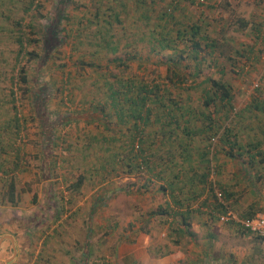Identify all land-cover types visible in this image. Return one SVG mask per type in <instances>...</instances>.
Segmentation results:
<instances>
[{"label":"rangeland","instance_id":"1","mask_svg":"<svg viewBox=\"0 0 264 264\" xmlns=\"http://www.w3.org/2000/svg\"><path fill=\"white\" fill-rule=\"evenodd\" d=\"M26 1L14 0L12 4L5 3L0 7V10L3 14L18 15L20 10L18 2ZM143 1L32 0V7L27 14H35L37 10L33 7L40 4L38 12L45 16H37L33 21L34 32L38 34L36 26L46 21L47 17L52 16L58 20L57 26L61 28L58 37L61 39L62 36L66 35V37L64 42L61 40L60 44L50 51L46 58L43 51L41 52V49L36 46L35 49L41 52L40 59L26 63L32 81H30L31 89L37 91L43 88L42 99L38 105H35L36 100L33 99V104L31 103L29 94V97L21 98L20 91L13 87V96L15 97L13 105L19 128L15 134H13L15 129H12L11 124L3 123L12 116L10 104L4 100L3 96L8 92L10 86L7 77L10 73L15 75V70L10 71L9 69L13 62L16 44L12 39L13 33L7 29L6 33H0V73L4 72V76H6L0 75L3 77V81L0 80V201L3 204H0L9 208L13 207L14 210L17 207L18 212H21L19 214H24V216L34 212L33 222L40 220L37 223L39 225L44 223L46 226L55 224L61 227L72 226L70 231L77 234V239L80 237L85 239L88 236L89 228H95L98 231H95V240L98 242L95 244L97 246L95 249H93L94 247L90 248L92 260L89 258L86 262V259L81 257L79 264H125L122 258L115 254L114 249L116 242H119L121 250H125V247L129 245V239L126 238V240L125 237L127 229H131V227L149 233V249L146 248V250L150 255L152 252L161 257L176 254L174 258L168 257L165 264H205L209 262V259L215 260V257L224 262L223 264L225 262L228 264H264V237L247 233L233 222L218 221L215 212L222 208L209 183L213 181V187L221 192L218 185L225 186L222 188L230 194L231 199H225L223 196V201L234 213L240 215L248 211L253 214L264 211L261 210L264 208V162L260 159L264 157V136L262 135L264 112L256 115V112L242 110V114L238 112L235 116L238 109H243L251 101V97L264 103V87L260 82L264 72V40L255 38L253 28H250V24L248 25V22L252 20L262 17L264 20V0H219L220 5H225L224 9L217 7L211 11L217 16L213 20L218 18L220 21H224L223 25L215 23L214 27L220 28L221 37L229 39L216 40V45L221 44L220 48L229 47L231 49L230 46L246 43V39L251 38L253 40H249L247 44H251L254 49L252 52L244 49L245 53L240 56V53L243 52L241 50L238 55L231 57L226 56V52L231 50L221 49L225 53L221 54L223 57L219 55L217 59H220V63L227 70L222 75L216 71L215 67H205V60L203 61L196 82L209 74L214 79H222L230 86V91L233 94L232 109L221 117V114L214 113L216 117H220V121H216L220 124L215 126L214 135L205 139V149L208 147L211 151L207 155L210 157L208 165L204 167V172L207 170V173L205 172V196L190 200L191 202L186 204L188 208H193L198 215L187 217L188 226L184 227V231L176 232L170 229L178 226V216L169 217L166 214L153 213L156 209L163 207V198L165 197V193L154 191L158 186L157 182L156 184L150 183L144 189H139L138 185H135L130 187L129 194L125 192L127 179H125V174H122L125 170L123 163L125 155L120 146L122 140L130 142L131 139L126 136L121 137L118 142L99 140V142L88 143V136L92 134H97L99 137L110 135L111 131L102 126L105 125L107 119L103 117L99 123L91 121V123L85 124L87 128H84L87 130L84 131L79 125V116L90 112L93 101L98 99L104 103L106 100L107 104L106 88L102 85L103 76L107 70L116 75L121 73L122 70H119L121 68L116 60H112L114 62H108V60L111 58L121 59L123 50L131 48L127 45L129 44L127 35L138 31H143L145 34L158 31V27H156L158 23L155 18L152 19L148 16L146 20L142 19L147 21L146 24H139L132 16L135 11H141L138 3L141 5L150 4L149 0H145V4H142ZM121 2H125L126 8H119L118 5ZM177 6L176 13L186 23L184 25L202 24L197 36H205V2L197 4L187 1V4H184V1L183 3L179 1ZM56 8H59V12L56 11ZM133 8L135 9L133 10ZM114 11L119 14L116 19L119 21L118 23L115 18L113 19ZM162 12L165 13L163 17L166 18L164 19L165 29H169L172 35H175L177 28H184V26H174L170 22L168 23L170 11L164 8ZM30 17L25 14L22 24L29 22ZM111 20L113 23L109 24ZM241 21L245 22L246 26L239 29L238 24ZM24 26L23 31H28V28H24ZM183 33L187 34V32ZM93 36L97 37L96 42L102 39L116 45V52L113 54L109 49L99 48L98 45L91 43ZM262 36L264 37V29H262ZM87 38L90 40L89 42L84 41ZM79 40L81 43H78ZM102 40L99 42L100 44H103ZM149 41L140 42V46L146 51H153L157 48L156 51L159 53H156V56L148 57L143 74L147 81L162 84V76L166 73L164 60L166 61V56L171 53V49H160L156 42L152 41L153 44H150ZM180 41L176 45L177 49L183 48L184 44L188 43ZM25 47L26 49L33 48V46ZM238 47L236 48L238 49ZM204 52L205 47L200 50V56L201 54L205 56ZM245 55L254 57L247 60L243 57ZM239 56L240 58H238ZM91 59L98 63L97 69L86 67V65L79 67L82 65L81 62L85 63ZM155 61L156 63L153 64L152 62ZM179 61L171 67H174L173 70L177 72H186L188 68H180L182 64ZM23 62L24 58L20 60V64ZM230 65L235 69L242 66V72L238 75L233 74L229 70ZM184 84H188V82L186 81ZM206 85L208 84L205 83ZM171 87L175 88L173 85H169L168 90L171 92V98L175 96L176 91L181 93V96L179 93L180 97H183V92L180 89L173 90ZM254 88H260L261 93L257 94ZM186 91L189 98L197 97L200 94V89L197 88L195 90L186 89ZM98 107L100 108V106ZM37 108H41L40 113L48 121L47 124H51L52 130L51 127L47 129H50V135L55 136V141H51V138L48 139L50 135L47 130L46 139L40 143L43 134L39 128L41 115L39 114L38 117ZM197 108H199L198 105ZM211 108L208 107L205 110L208 111ZM103 112H106L105 107ZM245 114L249 116L247 119L241 117ZM6 123L7 128H1L2 126L6 127ZM126 125L127 123L112 128L115 133H118L122 132L121 129ZM152 127L143 124V127L140 125L139 129L142 130L143 136H146L144 132ZM226 130L229 132L226 133ZM157 134L158 136H152L154 139L152 144L164 147V144L160 143L162 142V138L160 139L162 133L158 131ZM226 137L234 140L235 143L228 145L225 141ZM255 141H259L257 148H261L258 154L253 148L248 149L246 146L247 143ZM238 145L242 150L237 148ZM161 147L152 149L154 151L150 152L153 153L151 154L152 162L160 160ZM221 148H224V152L220 150ZM260 150L263 151L260 152ZM230 153L235 157H229ZM248 153L257 155H254V160H251ZM142 157L144 158V156ZM133 160L136 161V158ZM222 160H225L226 163L231 162L230 167L218 168L217 164ZM132 171L138 172L135 169ZM139 174H142L143 177L144 171H140ZM234 174L236 178H234ZM10 178L16 182L18 194L14 204H10L6 200L7 184ZM77 178H81V183L75 190ZM208 194L209 197H212L214 205H210L209 202L202 203L203 198L208 197ZM33 196H35L34 201L32 200ZM247 201L251 203L246 205ZM254 205H262L263 208L254 209ZM13 208H11V212L15 214ZM196 209L204 210L205 213ZM8 210H4L5 215L10 214ZM29 210H31L30 213ZM73 210H76V213H73ZM12 219L17 220L15 217ZM17 221L26 223L20 217ZM54 234L53 232L52 235ZM106 234L108 236L104 240ZM57 238L59 240V234ZM106 244H109L110 247L106 248ZM81 252L85 253L80 250ZM53 262L61 263L55 258L51 259V263Z\"/></svg>","mask_w":264,"mask_h":264},{"label":"crops","instance_id":"2","mask_svg":"<svg viewBox=\"0 0 264 264\" xmlns=\"http://www.w3.org/2000/svg\"><path fill=\"white\" fill-rule=\"evenodd\" d=\"M149 1L150 4L148 5H141V3L140 4L138 3V5L141 7V11L138 12L135 11L134 15H132L139 24H146L147 21H143L142 19L146 20L148 16H150V18L152 19L155 18L157 23H158V19L161 18L160 23H163L164 19L166 18L163 17L165 13H163L162 11L165 8L167 9V11H170V14L168 15L169 17L168 23L170 22V24L174 26H184V24L186 23H184V21L181 20L180 17H178V14L176 13L177 10L176 8H178L177 3L179 1H182L183 3L184 1V4L185 3L187 4L188 1V3L194 2L197 4H203V3H198L195 0H149ZM142 4H145V2ZM118 6H120L119 7L120 9L126 8L125 2H121V4H119ZM217 7H221L224 9L225 5H220L219 0L218 1L205 0V52H204L205 56L201 54V56L205 57V67H215L216 71H218L219 68H221L220 59L217 58L219 55L223 57V55H221L225 53L223 50L226 51L231 50L230 52H226V56L231 57L238 55L241 50L243 51L241 52L243 54L245 53L244 52L245 50L252 52V50L254 49V47L251 44H247L249 40H253L251 38L246 39V43H240V44L237 43L236 46L235 45L233 47L230 46L231 49L225 46L224 49L220 48L219 46L221 44L219 45L214 44V46H212L213 45L212 42L216 40L219 41V40L228 39L227 37L224 38L220 36L222 35V32L220 31L219 27L216 28L214 27L216 25L215 23L218 24L222 23V25L224 24L223 23L224 21H220L218 18L217 20H213V18L217 16L215 15V13L212 14L211 11L216 9ZM134 9L135 8H133V10ZM118 15L119 14L117 13V15L115 16L113 13L112 15L113 19L114 18L115 20L118 19L117 18ZM116 21L117 23L119 22L118 20ZM241 22H239L238 24L239 29H242V27H240ZM112 23L113 22L111 20L109 24ZM249 24H250V28H253V31L255 32V38L257 37L259 40H264V37L262 36V29H264L263 17L258 20H252L248 22V25ZM208 25H213V26L208 27ZM244 26H246V23ZM246 35L248 37V34ZM127 39L130 41L129 46H131V48L123 50L122 58L120 59V61H122L124 65L126 64L125 69H127V73L123 77L127 78V76L129 77L134 75L138 80V82H141L142 85L147 84L148 85L147 87H150L153 82L147 81L146 78L144 77L145 75L143 74L145 69V62L146 63L148 62V57H151V55L156 56L157 55L156 53H159V51L156 50L146 51L144 50L143 47L140 46V42H145V37L143 34L131 33L127 35ZM237 46H239L238 47L239 50L236 48ZM152 63L155 64L156 61ZM164 63L166 66L165 60ZM216 63H218L219 65H217ZM127 64H128V68H127ZM181 64L184 65L182 62ZM180 68L182 67L180 66ZM201 80L202 79H199L196 83L192 82V84L188 81H187L188 84L176 83L177 85L174 86L175 88L171 87L173 90L180 89L183 92V97H180L181 93L179 92L180 93L179 96L178 91H176L175 96H172V98L178 100L177 104L180 105L181 108H183L184 115L183 114L177 115L174 118V121L176 120L175 124L170 123L168 124V126L166 124H167V120H170V118H168L167 116L161 117L160 115L155 116L154 114H150L147 123L136 122L137 126L134 127L133 123L135 122L133 121V119H131L130 117L128 118L126 116L125 110L123 112L124 113L123 118L122 116L121 118H118L115 109L113 107H110V102H112L110 98H108L106 104L107 120L105 121V125L102 126H105L106 129H109L111 131L110 135L108 134L106 135L110 137V142H115V141L118 142L121 137H126V136L132 139L133 138L132 135H134L133 130L136 129L137 127L139 128L140 125L141 127H143V124H148L150 127L153 126L151 129H147V132H144V135L146 136H144L143 139L142 149H143V154L145 153V155L143 156L148 161L147 165L149 170L147 168V170L144 171L143 177L142 174H139L137 172L134 173L132 171L133 169L130 166L126 168L127 163L132 160L130 155H128V153L130 154L131 142H129V140L121 141L122 144L120 148L123 151L124 155L127 156V158L125 157L123 161L125 170H123L122 174H125V179H127L125 182L126 184L124 189H126L125 192L129 194L130 187L138 185L137 187L139 189L140 188L144 189L150 183L156 184L157 182L156 185L158 186L154 191L156 193L158 192L165 193V197L163 198L164 200L163 207L164 208L168 207L167 211L169 213L166 215H168L169 217L182 216V215L185 216L188 209H190L191 211L188 213L187 217L190 218L193 217L194 215H198L193 208H188L186 204H188V202H191L190 200H194L197 199L198 197L201 198L205 196V181L202 180V176H201V175L204 176L205 173L204 172L205 161L203 160L204 158L203 154L205 153V133H204L205 114L203 113H205V107L200 103L199 104L197 103L198 102L197 99L199 98L198 95L197 97L191 96L189 98V94L186 91V89H192L189 86H193V85L198 86V83L201 82ZM203 86L204 85L202 84L201 87L203 88ZM201 87L199 89H201ZM197 105L200 108L198 109L200 110L199 112L195 111V109H197ZM248 117L249 116L247 114L242 115L243 119H247ZM101 118L102 115L99 113V111L91 107V110L88 114L85 113L84 116H79V121L81 122V123L79 122L80 128H82L83 131L87 130L86 129L87 126L85 124L91 123V121H94V123H99V120ZM126 123L127 125L125 126V128L123 127L121 129L122 132L120 131L118 133L114 132L112 127L121 126ZM219 124L215 122V126L216 125L219 126ZM96 125L98 126V124ZM158 131L162 133L160 137V139L162 138V140L170 136L167 141L161 140L162 142L160 143L164 144V147H161L162 145L152 144L154 140L152 136H158L157 134ZM262 135L264 136V132ZM229 141L232 140L230 139L228 141L226 140V143L228 144ZM233 142L235 141L233 140ZM160 147L162 148V150L160 151V154L162 153V156L159 157L160 160L152 162L151 154L153 153L150 152L154 151L152 149H159ZM237 148L242 150L241 146L239 145L237 146ZM256 148L253 149L256 152H258L259 149H261L260 147L257 149ZM220 150L224 152V148H221ZM261 151L263 150H260V152ZM185 153L188 154L187 159L183 158V155ZM229 157L234 158L235 156L230 153ZM229 164H231V162L226 163L225 160H222L217 165L218 168L221 167L227 168L230 167ZM233 176L234 178H236L235 174ZM14 186L16 191V182H14ZM79 186L80 183L75 187V190ZM218 186L220 188L225 187L222 186L221 184ZM223 191H224V195H223L224 198L229 199L230 194L228 193L229 195L226 197L225 196L226 190L223 189ZM144 192L146 191L144 190ZM17 195L18 194L16 191L15 193H13V197H12L13 199L9 200L10 195L8 190L6 195L7 198L6 200H8L10 204H14L11 203V200L16 202L18 198ZM203 199L204 200H202V202L212 201V197L211 196L209 197V194L208 197L206 198L204 197ZM1 202L2 201H0V203ZM250 203L251 202L247 201L246 205H249ZM1 204H0V264H56V262L51 263L52 258L61 261V263L57 262V264H79L81 257L85 258L86 262L89 258L92 260V255H91L92 251L90 248L94 247L93 249H95L97 247L95 244L98 242V240H95V236H96L95 231L98 232L97 230H95V228L93 227L89 228V232H87L88 236L85 239H82V237L77 239L76 238L77 234L70 231V228H72V226L61 227V226H57L58 224L46 226L44 223L42 225H39L37 223H39L40 220H36L33 222L34 212L29 215L26 214L24 216V214L22 215L19 214L21 212H18L19 209H17V207L15 208V210L13 207H11L15 212V214H12L11 208L5 207ZM254 207H255L254 209L260 207L263 208L262 205L261 206L254 205ZM5 209L6 210L9 209L8 211H10V214L5 215L4 213ZM261 210H264V208ZM30 211L31 210H29V213ZM199 212L205 213L204 210L202 211L199 210ZM73 213H76V210H73ZM13 217L17 218V220L20 217L26 223H23L22 221L13 220L12 219ZM181 226L179 228H181ZM56 227L58 228V230H56L57 229ZM181 231H184V228ZM53 232L55 233L54 235H52ZM56 232L59 234V240L57 238L58 234L56 235ZM126 233L127 235L125 239L126 238L129 239L128 241L129 245L125 247V250L123 249L121 250L119 247L120 245H118L119 242H116L114 249L115 254L120 258H122L125 264H165L167 259H169L168 257H170V259L172 257L173 258L176 257V254H168L166 256L161 257L159 255H154L153 252L152 255H150L146 250V248L149 249L148 244L150 243L149 233H147L146 231L142 232L139 229L131 227V229H127ZM107 236L108 234L105 235L106 238L104 240L107 239ZM64 242L66 244L65 247H64ZM108 245L109 244H106V248L110 247ZM80 250L84 251L85 253L82 252L80 253ZM111 252H112V248H111ZM75 257H79V258H75ZM220 263L223 264L224 262L220 261L219 258L216 259L215 257V260L209 259V262L205 264H220ZM226 263L227 262H225V264Z\"/></svg>","mask_w":264,"mask_h":264},{"label":"trees","instance_id":"3","mask_svg":"<svg viewBox=\"0 0 264 264\" xmlns=\"http://www.w3.org/2000/svg\"><path fill=\"white\" fill-rule=\"evenodd\" d=\"M59 1H65V0H59ZM14 0H0V7L4 5L5 3L7 4H12ZM19 3V14L12 16L9 14H3L2 10H0V33H6V29L13 33V42L16 44V49L14 51L13 55V62L11 64V68L9 69L10 71L15 70V75H10L7 77L9 80V88L8 92L3 96L4 100H6L10 104V110L12 113V116L6 119L3 123L7 122L8 124L12 125V129L14 130L15 134L19 128L16 123L17 118L16 114L14 111V99L15 97L13 96L14 90L13 87L17 90L20 91V97L23 98L24 96H30L31 103L32 99L36 100V104L38 105V102H41V96L43 94V88L35 91L31 89L30 83L32 82L30 80V74L27 71V64L29 61L34 60V59H40L41 57V52L43 51V55L46 58L48 57L49 52L52 51L58 44H60L61 40H63L66 37V35L62 39L58 37V32L61 29L59 26H57V21L54 17L50 16L47 17L46 21H43L40 25L36 26L37 27V32L36 34L34 31V26H33V21L36 19L37 16L39 17H45L43 16L40 12H38V7L40 4H36L33 9L37 10L35 14L32 15V13L27 14V12L31 9L32 7V0H27L26 2H18ZM37 3V2H36ZM58 7V6H57ZM60 8V7H59ZM59 8H56V11L59 12ZM1 9V8H0ZM61 11V9H60ZM96 13V12H95ZM118 12L114 11V15L116 16ZM30 15V21L27 22L26 24H22V21L24 20V16ZM65 17V16H64ZM161 22V18L158 19V31L155 33L148 32L145 34L143 31H138L134 32V34H143L145 37V41H149L150 44H153L152 41L156 42L159 46L160 49H171V53L167 54L166 56V70L164 75L162 76V84L158 83H153L151 84L150 87H147L148 85H142L141 82H138L136 77L134 75L132 76H127V78L123 77L126 74V64L124 65L122 61H120V58H111L108 60V62H111L112 60H118L116 63L118 66H120L122 70L119 75H116L114 73H111L110 71L107 70V73L104 74V81L102 82V85L105 86L106 88V96L110 98L112 102H110V107H113L116 111L117 117L118 118H123L124 115V110L126 113V116L131 119L135 123H133V126L136 127V122H141V123H147L149 120V115L154 114L155 116L160 115L162 116H167L170 118V120H167V126L170 123L176 122L174 121V118L177 115H184V110L181 108L180 105L177 104L176 99L171 98L170 94L171 92L168 90L169 85L170 86H175L177 84H182L186 81H190V83H196L197 76L200 75V70L202 69L203 66V61L205 60L204 56H200V50L204 49L205 47V36H197L199 33V30H201L202 24H197V23H192L189 26L184 25V28H177L175 35H172L169 31V29H165V21L163 23ZM157 24V23H156ZM25 25V26H24ZM244 22H241L240 27L244 28L245 26ZM23 26L24 28L27 27L28 31H23ZM35 34H34V33ZM183 32H187V34H184ZM97 38V37H96ZM93 36V39L91 43L94 45H98L99 48L103 47L104 49H109L111 52H116V45H113L110 41L108 40H102L103 44H100L99 42L101 41H95L96 39ZM99 38V37H98ZM103 38V36H101ZM180 40H183L184 43L188 42L187 44H184L185 46L183 48L177 49L176 45L177 43L181 42ZM84 41L89 42L90 40L85 39ZM202 41V42H200ZM86 42V43H87ZM130 42V41H129ZM78 43H81L79 40ZM214 46L215 41L212 42ZM92 44V45H93ZM130 45V44H127ZM25 46H33L31 49H26ZM38 46L39 49H41V52H38L35 47ZM102 48V49H103ZM157 50V48H156ZM243 54H240V56ZM240 56L238 58H240ZM80 57V56H79ZM247 60L253 58L254 56H243ZM24 58V62L20 64V60ZM44 58V59H45ZM82 59V58H80ZM181 63V61L184 65H182V68H188L186 72H177L173 70L171 66H175L178 62ZM215 61V59H214ZM82 65L79 66L80 68L85 66L92 68V69H97L98 63H96L93 59L83 63L81 62ZM219 65L218 63H216ZM219 70L217 71L220 75H222L224 72H227L225 70L224 66H221L220 63ZM223 67V68H222ZM229 70L235 74L238 75L239 73L242 72V66H239V68H234V66L229 67ZM0 75L4 76V72L0 73ZM1 77V76H0ZM3 77L0 78L1 81H3ZM5 79V78H4ZM31 81V82H30ZM261 84H263L264 87V72L260 78ZM35 83V82H33ZM169 83V84H166ZM177 83V84H176ZM200 83V84H199ZM198 83V86L193 85L189 86L193 90L196 88L199 89L202 84L204 85L203 88L201 87L200 89V95L199 98L197 99V103L203 105L206 109L208 107H212L211 110L206 111L205 110V139H209L210 135H214L216 132V127H215V122L218 120L221 116L224 115L225 112L230 111L232 109V98L233 94L230 91V86H228L222 79H214L211 74L207 75L205 78L201 80V82ZM205 83L208 84L205 86ZM260 84V83H259ZM161 85V86H160ZM200 85V86H199ZM255 92L257 94H260V88H254ZM28 96V97H29ZM33 104V103H32ZM92 108L97 109L99 113L103 117H106V112H103V108H106V100L104 103H101L98 99L96 101H93ZM100 106V108L98 107ZM102 106V108H101ZM251 108V109H250ZM200 108L195 109L196 112H199L198 110ZM198 110V111H197ZM246 111V112H256L255 114L258 115L259 113L264 112V103L263 101H259L254 97H251V101L248 102L243 109H238V111L235 113V116L237 115L238 112L242 114L241 111ZM41 108H37L36 112L41 115V118L39 119V128L41 130V133L43 136H41V141L40 143H43V139H46V133L48 130V133L50 135V129L52 130L51 124H47L48 121L45 119L44 115L41 114ZM183 111V112H182ZM221 111V112H220ZM214 113H218L220 117H216ZM213 114V115H212ZM242 117V116H241ZM172 119V120H171ZM13 121V124H12ZM106 121V120H105ZM163 122V120H162ZM7 123L6 127L2 126L1 128H7ZM66 123V122H65ZM162 125V124H161ZM49 126V127H48ZM51 127V128H50ZM50 128V129H47ZM106 129V128H105ZM1 131V130H0ZM138 127L135 129L133 132L134 135H132V139L130 140L131 145H130V157L132 158L131 161L127 163V167L130 166L132 169H135V171H145L148 168L147 165V160L143 158V149H142V144H143V133L141 132ZM229 131L226 130V133ZM209 133V134H207ZM12 134V135H13ZM224 134V133H223ZM97 134H92L91 136H88V143L91 142H99L104 141V142H110V137L109 136H101L98 137ZM11 136V135H10ZM10 136L9 139H10ZM55 136L50 135L48 137L51 138V141L54 140ZM170 136L166 137L164 140H168ZM164 138V137H163ZM228 138V137H226ZM228 141L229 139H225V141ZM47 141V140H46ZM55 141V140H54ZM134 141H136V146H134ZM11 142V141H10ZM51 143V142H50ZM54 143V142H52ZM235 142L229 141L228 145H232ZM248 149L251 148H256L259 146V141H255L252 143H247L246 145ZM210 149L206 147L205 153L203 154L204 158L203 160L205 161V165H208L210 157L207 156L208 153H210ZM259 152H257L258 154ZM257 154H251L248 153V157L253 159L254 155ZM127 158V156H125ZM124 157V158H125ZM188 154L185 153L183 155L184 159H187ZM136 158V161L133 160ZM264 162V158H260ZM254 160V159H253ZM260 160V161H261ZM258 161V160H256ZM45 164V163H44ZM47 164V163H46ZM140 165L143 166V169H139ZM205 166V167H206ZM149 170V168H148ZM207 173V170L205 171ZM203 174V173H202ZM202 176V180L205 181L206 174L204 173V176ZM81 183V178H77L76 186ZM8 190H9V200L13 199V193H15V186L13 179L10 178V181L8 182ZM162 187V186H161ZM163 189V188H162ZM222 191L223 189L220 188ZM225 191V196L227 197L229 194L226 193ZM224 195V191L222 192ZM35 196H33L32 200L34 201ZM15 201L11 200V203H14ZM204 203V201L202 202ZM210 205H214L213 200L212 202H209ZM168 207H160V209H156L155 212L157 214H168L169 212L167 211ZM197 210V209H196ZM191 210L188 209L186 212V215L178 216L179 218V224H181V228L178 226L172 227L170 230L173 232L176 231H181L184 227L188 226V221H187V216L188 213ZM199 211V210H197ZM242 217H248L253 215L252 212H246L243 214H240ZM260 237V236H258ZM176 241V240H174ZM205 253V252H203Z\"/></svg>","mask_w":264,"mask_h":264},{"label":"built area","instance_id":"4","mask_svg":"<svg viewBox=\"0 0 264 264\" xmlns=\"http://www.w3.org/2000/svg\"><path fill=\"white\" fill-rule=\"evenodd\" d=\"M198 3H204L205 0H195ZM213 140V138H211ZM136 141H134V146H136ZM139 169H143V166L140 165ZM212 186V190L214 193V196L219 200L221 210L218 212H215V217L220 222H233L237 224L243 231L247 233L254 234L256 236L264 237V211L255 213L248 217H242L233 211H231L226 203L223 201V195L222 192L219 190H216L215 187H213L214 183L213 181L209 182Z\"/></svg>","mask_w":264,"mask_h":264}]
</instances>
